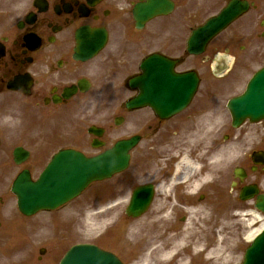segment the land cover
<instances>
[{
	"label": "flooded vegetation",
	"instance_id": "1",
	"mask_svg": "<svg viewBox=\"0 0 264 264\" xmlns=\"http://www.w3.org/2000/svg\"><path fill=\"white\" fill-rule=\"evenodd\" d=\"M233 1L245 4L246 11L207 45L203 58L188 59L186 41L193 30ZM148 4L158 6V16L143 22L137 14H145L146 9L142 7ZM139 23L142 27L138 26ZM84 31L92 32L96 39L101 37L98 34L105 33L108 39L106 47L91 60L76 57L77 35ZM152 40L158 42V51L183 57L181 61L186 71H214L212 57L221 52L236 55L244 71L261 67L264 65V0H0V111L30 115L32 124H43L48 120L61 123L65 115H83L92 104L103 105L99 108L101 111L108 109L104 105L114 101L115 87L125 85H116V79L126 81L130 78L131 73L126 70L128 52L137 53L144 43L151 45ZM226 65L223 59L216 68ZM199 73L202 82L203 73ZM15 78L19 80L15 82ZM10 85H16L20 90H11ZM86 85L88 90L83 91ZM74 86L78 89L68 95L67 90ZM212 93L215 91L210 88L205 91L206 97ZM117 94L122 92L118 90ZM204 109L205 105H200L198 115L174 119L172 128L183 125L188 118L201 116ZM165 122L158 118L156 136L168 128ZM60 135L56 129L50 134L44 132L37 135L43 136L45 142L31 146L30 151H35L30 156L31 171H35L40 164L45 168L56 152L68 147L62 144ZM178 163L174 162L171 171L176 168V185L170 198L175 201L174 207L158 209L162 216L170 215L169 221L164 223L170 235L177 227L179 213L190 209L191 198L194 197L190 196L194 177L185 178L186 170ZM169 173L170 170L165 175ZM197 178H202V172ZM217 186H220V180L206 184L198 197L207 200L216 194ZM128 188L124 180L117 185L113 182L97 184L91 194L93 214L98 216L120 203ZM252 205L255 207L254 203ZM236 207L238 203L235 200L230 211ZM251 212L247 210V213ZM100 220L96 217L97 222ZM109 227L105 225L101 231H94L91 242L117 254L127 263L129 246L123 226L114 224ZM65 229H58L47 239L60 242L68 237L69 240L80 237L77 230L70 229L74 231L71 234ZM29 232L33 237L34 231L31 229ZM17 234L15 223L7 222L0 214V245L12 241L16 243ZM39 261V264H57L55 256L40 257Z\"/></svg>",
	"mask_w": 264,
	"mask_h": 264
},
{
	"label": "rangeland",
	"instance_id": "2",
	"mask_svg": "<svg viewBox=\"0 0 264 264\" xmlns=\"http://www.w3.org/2000/svg\"><path fill=\"white\" fill-rule=\"evenodd\" d=\"M245 78V77H244ZM246 79V78H245ZM242 84V80L239 79L236 80L235 78H232V82H228L226 81L225 85V98L226 100L233 94L237 93L238 91H241V89L244 87V83ZM243 86V87H242ZM117 102L115 104V107H117ZM198 104H200V100L198 97H196L193 105L195 106V110L197 109ZM190 107V108H191ZM192 109V108H191ZM189 110L188 114L191 113H195V110L193 108V110ZM115 113L118 114L119 112L117 111V109H115ZM153 112L149 109H144L141 111H137L134 113H128V115H123L125 116V120L123 122L122 125L120 126H116L114 124V119L115 117L119 116V115H81V119L78 122V119L72 117L71 119H68L66 121V132L68 131L69 128H71V130L69 131V133H73V134H80L82 136V147L84 149V151L88 152V153H94L96 150L91 148V146L89 145L88 139V133H87V128L92 125V124H96V125H106V126H110L112 128H115L116 131H113V135H112V139H115L116 137L119 136H128L131 133L135 132V131H139L141 129L144 128V126H147L146 124L153 119ZM20 116H26V115H20ZM141 116V117H139ZM142 118H146V122L142 121L139 122L138 119H142ZM130 119V120H129ZM221 120V125L222 123L225 121L226 124H229L231 122V117L229 112L226 110L224 112H222V115H218V117L216 118V120H213L212 123L214 124L215 128H219L217 127L218 121ZM136 121V122H135ZM79 126L81 127L80 130H82L83 132L80 133L79 132ZM207 128H210L209 125L208 127L205 126V129H203L202 131H199L197 128V130H195V132H191L190 135L186 136V137H180V138H184L188 140V143L191 145V147L196 148V140L199 139V137H202V140L204 141L206 139V132L205 131ZM213 128V129H215ZM252 125L250 123L245 124L244 126H242L240 129H237L235 131L236 135L238 134H242V136H240V139H242L240 142L237 141L236 144H227L228 147H230L232 145V147L237 146V149H239L241 152H247L251 146H252ZM211 129V128H210ZM211 129V130H213ZM222 131H224V129H222ZM3 132V131H2ZM244 135L246 136V139H244ZM149 136H147L148 138ZM20 142L26 143L27 142V138L23 137L20 139ZM146 145V141L143 143L141 148H138L135 150V152L133 153V157H132V164L128 170V173L130 176H139V181H145V180H149V179H154L155 177V164L154 162H148V163H144L143 157H142V151L144 149ZM176 150H180L179 148H177ZM151 160H153V157H151ZM235 164V163H234ZM233 164V165H234ZM212 170H214V173L216 174L217 172H219L221 169L224 170L223 166L218 167L217 165L214 166V164H210ZM22 166H15V165H11L10 167L6 168V169H2L0 168V172L3 170V175H7L10 176L11 178L16 175V173L21 169ZM220 168V169H219ZM226 171H229V169L226 167ZM213 174V173H211ZM127 175V174H126ZM11 186V182H6V178L3 177L2 182H0V195H5V193H8L11 195V193L9 192ZM13 199L10 200L9 203H7L6 205H2L1 207L4 209L8 206H12L11 209L8 211L5 210L3 211L4 213H10V214H19L17 207H16V198L12 197ZM85 198V196H83L81 199H79L78 201L74 202L72 204V210L75 208H78L81 206V203L83 202V199ZM71 206V205H70ZM69 206V207H70ZM153 206L155 207V205L153 204ZM152 206V207H153ZM153 207V208H154ZM69 209V208H68ZM71 210H67L66 212L62 213L63 215H66L65 220L63 221V223H68V220L71 219L70 216L71 215ZM90 210L88 208V213L84 214L82 219H81V223L82 224H86L87 225V229H90ZM213 213L208 211V216H207V221L206 224L207 226H205V231H209L208 232V237L206 239V243H207V247H209V256L210 259L209 261L207 260V264H240L242 262L243 259V253L245 251L246 248V243L245 242H241L240 240L238 241V239H235L231 242H228L227 240L223 239V243H221V240L216 241V239H219L218 236V231L219 230H223L222 229V224L224 223L222 221V217H225V215L220 216L218 215V217H212ZM43 216V215H39L36 218ZM48 217V216H47ZM47 217L44 216V219H46V221H44L43 223L40 224H36L35 226V230L37 233H42L44 231H46L49 228V224H53L52 220H48ZM75 217L76 214H75ZM148 215L142 219L139 220V222H143V220L148 223L147 225H149L152 221V219H149L150 217H148ZM210 217H212L211 221L209 220ZM215 218L217 220H215ZM218 218H220L221 220H219ZM42 219L41 222L44 220ZM45 225L47 226V228L45 227ZM43 226V227H42ZM195 228H197L198 226H194ZM154 227H144L143 230H145V236L146 239L148 240V232H150V236L152 233H154L153 231H150V229H153ZM226 228V227H224ZM86 229V230H87ZM195 232V229H194ZM225 237V236H224ZM193 240V239H192ZM203 240V239H202ZM220 243L222 248L220 247ZM239 245L238 247L236 245ZM46 245L44 242L36 239L33 243L29 244V243H24L23 245H18L17 244V249H15L16 246H12L11 248L5 249L4 252L0 255H2L0 257V260H2L3 262H0V264H26L27 261V256L26 255H36V251L37 249H39L40 247ZM199 245V244H198ZM229 246V248L226 250L225 246ZM12 253V257L10 259H14L13 261H9L10 259H6L5 256L10 257L11 252ZM55 251H50V255H53ZM59 252V250H58ZM62 252V250L59 252V254ZM177 252H180V254H183L184 251L183 250H177ZM58 254V253H57ZM58 254V255H59ZM131 258V257H130ZM8 261V262H6ZM197 260H194L193 262H195ZM188 262V258L185 257L182 261L179 262V264H186Z\"/></svg>",
	"mask_w": 264,
	"mask_h": 264
},
{
	"label": "water",
	"instance_id": "3",
	"mask_svg": "<svg viewBox=\"0 0 264 264\" xmlns=\"http://www.w3.org/2000/svg\"><path fill=\"white\" fill-rule=\"evenodd\" d=\"M143 67L145 73L147 72L150 76L149 78H151L150 82L152 84H146L145 87H142L139 82H135L137 86L144 90L143 95L146 94V97H142V95L134 101L135 106L150 104L158 112V109H160L162 105H168V101L171 98V95L166 94V92H169L172 96L176 97L175 108L177 109L173 110V112L181 109L185 103L189 101L194 92V89L192 88L193 86L188 87L187 83L184 81H175V85H173L172 89L171 86L166 84L168 80L174 78L171 73H167V69L171 72V63H169L168 68H162L160 71H158V68H154V66L150 63H147ZM161 74L163 76L168 75L169 78L167 79V77H164L162 81L161 77L158 78ZM257 80H254V82L258 84ZM159 88L160 90H163L164 93L158 92ZM186 88L192 89L186 94L184 92V89ZM160 94L161 97L158 98V95ZM181 97L183 100H181ZM133 144L134 141L123 143L120 147L116 146L109 152L93 159H88L83 156L75 158L71 155L72 152H70V154L66 153V155L58 161L65 167V171L62 174L63 177L60 181H57L56 179L57 174H53L51 179H49L50 176L46 173L39 181L33 183L29 179L28 172L22 173L14 185V191L19 195V204L21 209L27 212H32L34 209H38L40 207L57 206L75 196L91 180L101 179L124 168L129 160L127 150L133 146ZM21 153L26 155V153L22 150L16 152L17 155ZM52 179L57 182H53ZM150 196L151 192H149V195L147 196V202H149L148 200L150 199ZM139 201V197L135 195L132 205L130 206V212L134 215L140 214V212H142L145 208L143 204L140 205ZM260 240L261 238L259 241ZM262 240L264 241V236L262 237ZM263 246L264 243L261 244L260 242L255 248L249 250L246 264L263 263L262 257L258 256V252ZM71 255H73V253H71ZM70 263H72V260L67 262V264Z\"/></svg>",
	"mask_w": 264,
	"mask_h": 264
},
{
	"label": "bare ground",
	"instance_id": "4",
	"mask_svg": "<svg viewBox=\"0 0 264 264\" xmlns=\"http://www.w3.org/2000/svg\"><path fill=\"white\" fill-rule=\"evenodd\" d=\"M224 153H225L224 154L225 155L224 157H226V158H228V157H230L232 155V152L231 151H226ZM133 234H134V232H133ZM253 234H254L253 232H250L249 235H248V238L250 239L253 236ZM193 235H194V232H193L192 227L191 226H188L183 231L178 232L177 234H175L174 237L171 238L169 241L175 243L178 246L182 245L183 243L186 244V246H188L189 244L188 243H185V241L187 239H191L193 237ZM202 235H204V232L202 233ZM220 248H221V246H220ZM156 249H158V247H156L155 250ZM160 252H161V256H165V257H169L170 258V254L171 253L169 254V253H164L162 251H160ZM137 264H158V253H155L154 255H153V253L147 254L145 256V258H143Z\"/></svg>",
	"mask_w": 264,
	"mask_h": 264
}]
</instances>
